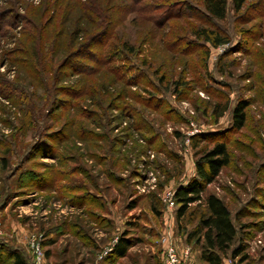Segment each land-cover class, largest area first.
Returning <instances> with one entry per match:
<instances>
[{
	"label": "rangeland",
	"instance_id": "obj_1",
	"mask_svg": "<svg viewBox=\"0 0 264 264\" xmlns=\"http://www.w3.org/2000/svg\"><path fill=\"white\" fill-rule=\"evenodd\" d=\"M177 1L202 10L201 0H0V264H32L31 242L41 264H161L166 230L189 248L184 264H206L200 242L185 241L194 221L162 201L193 175L189 137L200 132L227 137L230 163L205 192L247 226L246 264H264V0H247L245 25L227 4L229 42L216 46L192 35L204 26L195 13L153 20ZM257 23L251 51H234L239 29ZM108 51L109 66L91 60ZM124 62L136 84L117 78ZM237 98L250 101L246 123L225 134ZM118 237L131 242L123 257L111 253Z\"/></svg>",
	"mask_w": 264,
	"mask_h": 264
},
{
	"label": "trees",
	"instance_id": "obj_2",
	"mask_svg": "<svg viewBox=\"0 0 264 264\" xmlns=\"http://www.w3.org/2000/svg\"><path fill=\"white\" fill-rule=\"evenodd\" d=\"M132 1L139 3L142 0ZM255 3L260 4L262 2L255 1ZM227 4L230 5L237 22L239 21L245 25L251 23V19H254L250 17L242 20L245 14L242 11L247 4V0H201V11L183 1L170 2L156 10L157 12L153 16V20L160 23L185 14V12L195 13L204 22V26L195 28L192 35L198 39L197 41H207L211 46H216L229 42L225 28L222 27L221 30L219 24L226 15ZM258 13H262L261 15L264 16V11H259ZM260 26V23H257L256 25L251 24L246 28L239 29L241 38L234 47V51H240L244 54L251 51L252 48L248 47L247 43L249 42L247 41L262 37ZM229 51L227 52L226 50L223 56L230 55L233 50ZM95 54L93 52L90 54L91 60L94 63H99L101 67L109 66L113 62V51L97 53V58L96 56L93 57ZM203 54L206 55L204 52ZM223 56L219 57L222 58ZM91 65H88L90 68L81 66L79 72H86V70L91 69ZM132 66V62H124V65L122 64L120 66L121 68L119 69V73H117V78L123 79L124 82L136 84L135 77L137 76L134 77L129 73L132 71L137 73L139 69ZM224 66L225 64L220 63L217 72L220 74L225 72ZM115 68L113 67V70L117 69ZM127 73L128 76H125ZM203 73L202 76L209 77L206 72ZM174 84L177 85L176 82ZM137 98L140 99L142 104L149 103L152 106L154 104L151 102L152 100H148L150 97L138 95ZM249 104L250 101L248 98L236 99L230 109L229 129L223 131V133L229 132L233 134L244 127L246 123V109ZM221 135V133L200 132L189 137V145L193 150L194 173L185 183L177 185L173 191V200L177 205L175 218L179 220L187 216L189 220L194 221L191 232L186 236L185 241L189 242L193 239L196 242H200V258L206 264H222V258H229L230 260L236 259L237 263L246 264V233H242L239 237L237 233L238 228L243 231L247 226L245 224H239L237 227L233 219H231L230 212L223 201L214 193L205 192L206 186L212 183L221 170L230 163L231 155L228 140L226 136L223 137ZM81 195L85 199L86 195L84 193ZM190 205H193V207L190 208ZM128 207L133 206L129 205ZM186 242L184 243L186 244ZM130 243L127 238L118 237L111 249V253L116 257H123L130 247ZM12 258L15 264H25L18 255H14Z\"/></svg>",
	"mask_w": 264,
	"mask_h": 264
},
{
	"label": "built area",
	"instance_id": "obj_3",
	"mask_svg": "<svg viewBox=\"0 0 264 264\" xmlns=\"http://www.w3.org/2000/svg\"><path fill=\"white\" fill-rule=\"evenodd\" d=\"M162 201L165 202L167 208H172L174 205L173 190H167L162 194ZM161 263L162 264H184V260L189 255V248L184 247L182 250L176 248L175 242L172 240L170 231L166 230L161 236ZM32 255V264H41L43 261L42 251L40 246L35 243H30Z\"/></svg>",
	"mask_w": 264,
	"mask_h": 264
}]
</instances>
